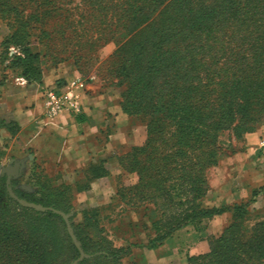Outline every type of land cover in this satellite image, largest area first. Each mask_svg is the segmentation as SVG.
I'll return each mask as SVG.
<instances>
[{"label": "trees", "instance_id": "trees-1", "mask_svg": "<svg viewBox=\"0 0 264 264\" xmlns=\"http://www.w3.org/2000/svg\"><path fill=\"white\" fill-rule=\"evenodd\" d=\"M67 1L0 0V18L9 28L2 45L16 50L7 68L40 82L41 55L33 46L79 64L116 39L119 46L101 65L120 90L121 111L146 130L142 144L117 158L138 179L118 185L116 196L130 209L156 212L146 247L157 249L190 227L204 235L205 220L230 212L220 237H209V251L188 257V264H264V239L253 241L256 229L246 243L230 238L233 229L242 230L238 219L251 200L231 208L204 205L210 171L264 121V0H82V21ZM83 22L89 23L77 32ZM32 33L37 39L20 44ZM3 128L17 131L0 120ZM104 162L90 164L86 178L74 184L54 185L34 167L29 179L41 192L17 195L68 212L67 192L89 191L91 182L109 176ZM9 200L0 206V264H71L79 257L60 215ZM95 212L84 210L80 222L71 219L84 250L99 253L80 264H121L125 249L109 241L102 227L96 230ZM257 228L264 232V222Z\"/></svg>", "mask_w": 264, "mask_h": 264}, {"label": "rangeland", "instance_id": "rangeland-1", "mask_svg": "<svg viewBox=\"0 0 264 264\" xmlns=\"http://www.w3.org/2000/svg\"><path fill=\"white\" fill-rule=\"evenodd\" d=\"M66 7L71 8L70 12L73 13L77 21H82L80 15L86 14L82 0H68ZM88 23H80L76 28L77 32H81L83 26ZM91 31L92 30H90V33ZM68 33H71L70 29ZM8 35L9 28L6 24V19L0 18V85L18 83V77H16L13 68H7L10 64L6 62L7 59L10 61L12 56L16 55V50L8 49L2 45ZM37 37V34H34L29 36V38H20V44L25 45L27 41L37 39ZM118 46L119 43L116 39L104 42L93 50V60L83 59L79 64H76L75 59L72 58L59 61L51 52H46L45 47L41 45L33 46L32 50L33 52H39L41 55L39 63L42 73L46 69L65 67L68 72H75L77 76L76 79L80 78L85 83V87L88 85L94 87L90 88L89 92L93 91L96 93L109 94L110 103L113 104L116 102L117 104L120 99V90L113 85V80L107 75L106 66H102L101 64L109 58ZM19 50L20 49H18V51ZM121 118L123 119L121 120L119 129H117L112 122H109V126H104L99 136H95L99 154L91 159L90 164L99 162L100 160L107 161L115 157L118 158V156L128 152L134 146L143 143L146 136L144 124L139 119L130 117L123 112L121 113ZM258 130H262L261 139L264 136V121L262 125L256 129V131ZM9 139L10 138H7L6 134L0 130V164L4 166L8 165L11 157H19L24 154V152H27L19 143H12L11 139ZM260 139L257 142L251 143L250 146L247 144L246 140L238 142L235 145V151H229L228 155L223 158L220 164L209 173L210 190L207 197L204 199V205L206 207H221L224 205L231 208L235 205L248 202L249 200L252 201L247 208L245 218L238 219L242 230L239 231V229L235 228L230 232V238L233 241L241 240V242L246 243L250 232L254 229H256V235L253 241L264 239V232L257 228L258 224L264 222V178L261 181L253 182L252 179H250L252 174L249 169L253 167L264 173V153L259 146ZM247 148L250 149L247 150ZM38 164L41 165V162H37V164L35 162L32 163L31 168L23 174L21 178L12 180V188L16 194L22 193L32 198L33 195L41 192L37 191L36 186L33 185V181L29 179L30 175L33 173L32 168H36L35 165ZM242 164H245V170H241ZM43 165L46 164L43 163ZM108 167L110 168V175L107 178L91 182L94 183L93 186H91V190L74 194L70 189L67 192L70 197L67 206L70 207V209L66 213H71V219L74 218V221L80 222L83 218L84 210L98 209V212H95L93 215L94 223L99 222V227H97L96 230L102 227L109 241L113 242L115 246L125 249V257L122 258L120 263L146 264L144 261L143 249L147 248L148 235H153V231L150 228L151 221L157 219V214L153 209L145 210L143 207L133 210L120 204L116 196L117 186L120 184H134L137 182L138 178L134 173L123 171L117 164L116 166L114 164ZM49 171L52 172L50 167ZM255 176L256 174L252 178L254 179ZM213 190L222 191V193L224 191L229 192L221 202L215 203L208 198L209 193ZM5 191H8L6 176L0 175V206L3 207H6L10 203V195H7ZM48 192L49 191H44V193ZM254 192L256 193L255 196L253 195ZM207 221L208 220L204 221L203 226H201L202 229L206 227ZM187 229L194 232L191 227ZM203 233L205 234V231H203ZM105 234L103 235L105 236ZM181 234L183 235L182 238L185 239V244L193 238V233L185 234L183 231ZM220 235L221 233L218 236L220 237ZM88 254L92 255L88 258L91 259L99 253Z\"/></svg>", "mask_w": 264, "mask_h": 264}, {"label": "crops", "instance_id": "crops-1", "mask_svg": "<svg viewBox=\"0 0 264 264\" xmlns=\"http://www.w3.org/2000/svg\"><path fill=\"white\" fill-rule=\"evenodd\" d=\"M76 77L75 72H68L65 67H59L44 70L40 82L26 81L23 85L18 83L0 85V120L17 127L16 133H12L8 128H3L2 131L12 143L17 142L27 150L19 157H11L8 165L12 164V159L23 160L22 175L31 168L32 163L41 162V165H35L36 171L47 175L54 185L74 184L78 180L85 179L91 159L99 154L95 136H99L103 127L109 126V122H112L117 129L121 126L123 118L119 103H110L109 94L89 92L90 88H94L92 85L81 90L83 105L81 114L62 112L54 117L47 115L43 93L49 88H66L67 85H72ZM261 134L262 130L247 134L245 136L247 144L250 146L251 143L257 142ZM109 164L115 166L117 164L120 168L116 157L104 162L110 172ZM49 167L52 172L49 171ZM245 169V164H242L241 170ZM249 169L252 177L256 174L254 179L250 178L253 182L263 180V171L260 172L253 167ZM107 177L103 176L96 180ZM93 184L91 183V186ZM228 192L213 190L208 198L212 202L219 203ZM231 218L230 212L215 215L207 221L204 235L192 230H181L161 247L143 249L145 263L188 264V257L209 251V237L222 233ZM183 231L185 234L193 233V238L187 241V244L182 238Z\"/></svg>", "mask_w": 264, "mask_h": 264}, {"label": "built area", "instance_id": "built-area-1", "mask_svg": "<svg viewBox=\"0 0 264 264\" xmlns=\"http://www.w3.org/2000/svg\"><path fill=\"white\" fill-rule=\"evenodd\" d=\"M20 85L26 83L22 77L17 78ZM85 88V83L77 78L72 85H67L66 88H49L44 93V102L46 113L49 117H54L62 112L79 115L83 112L81 102V90ZM260 149L264 153V136L260 139Z\"/></svg>", "mask_w": 264, "mask_h": 264}, {"label": "water", "instance_id": "water-1", "mask_svg": "<svg viewBox=\"0 0 264 264\" xmlns=\"http://www.w3.org/2000/svg\"><path fill=\"white\" fill-rule=\"evenodd\" d=\"M11 162H12V164L6 165V166L0 164V175L6 176V186H7V190H8L10 197L12 199H14L15 201H17L22 207L34 209V210L39 211V212L51 211L53 213L60 215L64 219L66 226H67V231H68L73 243L75 244V246L77 247V249L79 250V253H80L79 257L77 259H75L71 264H80L83 260L90 258L92 255L85 252V250L82 247L80 240L77 238V236L75 234V231H74L73 226H72V221H71V216H72L71 213H66V212L59 210V209H56L54 207H46V206H43L39 203L30 202L26 199L20 198L14 192V190L12 188V180L14 178H17V177L22 175L23 168H24V161L12 159Z\"/></svg>", "mask_w": 264, "mask_h": 264}]
</instances>
